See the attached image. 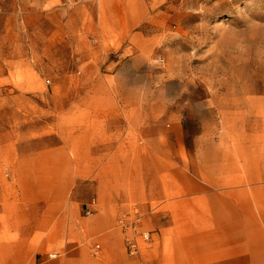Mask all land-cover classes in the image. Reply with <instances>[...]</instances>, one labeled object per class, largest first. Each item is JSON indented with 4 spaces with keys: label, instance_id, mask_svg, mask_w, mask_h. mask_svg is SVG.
<instances>
[{
    "label": "rangeland",
    "instance_id": "1",
    "mask_svg": "<svg viewBox=\"0 0 264 264\" xmlns=\"http://www.w3.org/2000/svg\"><path fill=\"white\" fill-rule=\"evenodd\" d=\"M125 1L0 0V143L55 146L62 109L78 100L63 90L83 89L63 77L112 73L129 59V88L142 93L129 107L180 128L176 168L197 174L194 185L209 194L173 210L114 211L123 237V219L140 216L155 240L164 221L176 220L179 230L208 229L214 264H264V0H129L126 52L112 49ZM200 219L208 225L187 226ZM99 246L87 238L90 259Z\"/></svg>",
    "mask_w": 264,
    "mask_h": 264
},
{
    "label": "crops",
    "instance_id": "2",
    "mask_svg": "<svg viewBox=\"0 0 264 264\" xmlns=\"http://www.w3.org/2000/svg\"><path fill=\"white\" fill-rule=\"evenodd\" d=\"M115 11L119 43L112 49L126 52L129 0L118 2ZM76 78L63 77L83 89L63 90L78 100L62 109L59 143L40 148L16 139L0 143V178H9L0 181V264H170L169 256L172 264H214L212 235H204L208 229L179 230L176 220L164 221L156 240L139 239L138 257L127 255L114 211L155 205L173 210L197 196L208 202L209 193L194 185L197 174L176 168L181 167L180 128L163 126L151 109L129 107V97L142 95L129 88V59L112 73ZM27 139L29 145L34 141ZM198 222L187 226L208 225L205 219ZM141 228L146 231L144 221ZM89 237L101 245L93 259L85 248ZM149 256L153 262L144 263Z\"/></svg>",
    "mask_w": 264,
    "mask_h": 264
},
{
    "label": "built area",
    "instance_id": "3",
    "mask_svg": "<svg viewBox=\"0 0 264 264\" xmlns=\"http://www.w3.org/2000/svg\"><path fill=\"white\" fill-rule=\"evenodd\" d=\"M125 220L120 221V225L124 231H128L125 233L124 241L127 248V252L130 256H136L139 253V242L138 239H142L144 241L149 239V234L147 231H143L141 229V219L140 216H134L128 221ZM98 247V246H96Z\"/></svg>",
    "mask_w": 264,
    "mask_h": 264
}]
</instances>
